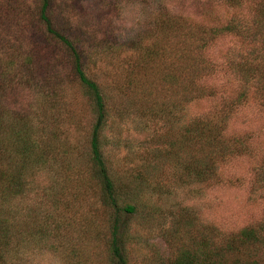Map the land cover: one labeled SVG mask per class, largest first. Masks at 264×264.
I'll use <instances>...</instances> for the list:
<instances>
[{
	"label": "trees",
	"instance_id": "trees-1",
	"mask_svg": "<svg viewBox=\"0 0 264 264\" xmlns=\"http://www.w3.org/2000/svg\"><path fill=\"white\" fill-rule=\"evenodd\" d=\"M132 1L152 2L150 28L109 41L73 25L64 2L36 0L32 20L43 43L37 58L28 50L15 75L5 78L14 65L7 61L0 78V264H24L27 246L38 247L46 235L35 220L43 200L55 205L57 197L55 190L41 195L39 178L44 171L52 174L58 152L67 160L55 123L70 84L91 112L86 164L109 210L110 264H131L126 216L146 207L148 189L147 176L119 175L105 155L113 111L130 116L142 105L152 118L176 120L178 110L190 114L180 138L187 149L176 160L184 181H209L220 162L239 156L259 157L257 170H263L264 0ZM38 68L43 84L20 73ZM20 87L27 94L22 104L9 97ZM157 94L171 96L169 107L159 108ZM203 103L207 111L194 112ZM30 193L37 200L28 202ZM171 264H264V216L229 233L206 225L198 241L177 249Z\"/></svg>",
	"mask_w": 264,
	"mask_h": 264
},
{
	"label": "rangeland",
	"instance_id": "rangeland-1",
	"mask_svg": "<svg viewBox=\"0 0 264 264\" xmlns=\"http://www.w3.org/2000/svg\"><path fill=\"white\" fill-rule=\"evenodd\" d=\"M60 1L68 6L72 23L80 31L109 41L146 32L154 11L152 2ZM35 3L36 0H0V78L7 61L14 65L5 78L15 75L28 50L34 49L37 58L43 43L32 20ZM38 69L32 74L27 70L20 73L37 81L35 84H43L42 70ZM17 90L9 97L22 104L27 94L22 87ZM67 96L66 107L60 109L55 123L61 139L58 146L66 151L62 155H67V160L62 162L58 152L53 175L44 171L39 178L41 195L45 197L55 190L57 203L43 200L44 210L35 221L46 235L38 247L27 246L24 264H110L105 245L109 210L102 206L99 185L86 164L90 108L72 84ZM157 96L159 108L169 107V94ZM140 106L130 116L113 111L105 128V155L113 169L119 175L147 176L146 207L126 216L131 232L127 243L131 264H171L177 249L190 246L192 238L198 241L206 225L215 232L229 233L264 216V168L257 170L259 157L239 156L220 162L216 175L206 182L184 181L182 164L176 160L187 149L185 145L181 149L180 138L190 114L182 115L178 110L176 120L164 114L152 118L146 107ZM207 107L208 103H203L194 112H206ZM174 142L177 147L172 146ZM55 180L58 183L53 186ZM37 196L30 193L26 199L33 202ZM45 210L51 212L48 219Z\"/></svg>",
	"mask_w": 264,
	"mask_h": 264
}]
</instances>
